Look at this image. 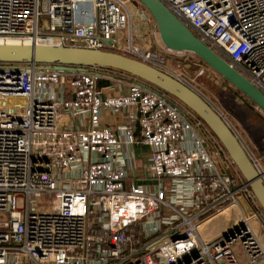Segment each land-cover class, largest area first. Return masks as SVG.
<instances>
[{
	"label": "built area",
	"instance_id": "1",
	"mask_svg": "<svg viewBox=\"0 0 264 264\" xmlns=\"http://www.w3.org/2000/svg\"><path fill=\"white\" fill-rule=\"evenodd\" d=\"M159 1L264 93V0ZM152 39L133 42L121 0H0V42L111 49L191 86ZM105 110L124 122L103 125ZM133 145L148 150L145 182ZM251 196L214 134L158 87L106 66L0 61V264H264Z\"/></svg>",
	"mask_w": 264,
	"mask_h": 264
},
{
	"label": "water",
	"instance_id": "2",
	"mask_svg": "<svg viewBox=\"0 0 264 264\" xmlns=\"http://www.w3.org/2000/svg\"><path fill=\"white\" fill-rule=\"evenodd\" d=\"M155 22L160 41L177 52H190L229 85L264 112V93L203 43L159 0H136ZM108 45L111 44L107 40ZM0 61L52 64L56 69L106 66L125 71L163 90L193 114L214 134L232 159L251 193L264 211V171L224 116L197 90L139 59L111 49L63 46L56 43L0 42ZM138 126L136 128V132Z\"/></svg>",
	"mask_w": 264,
	"mask_h": 264
},
{
	"label": "rangeland",
	"instance_id": "3",
	"mask_svg": "<svg viewBox=\"0 0 264 264\" xmlns=\"http://www.w3.org/2000/svg\"><path fill=\"white\" fill-rule=\"evenodd\" d=\"M121 1L124 2L130 12L131 34L133 39L136 40L137 35L141 37L143 36L144 38H147L146 42L138 45L148 47V44H150L151 46H154L152 43L153 39L151 37V32L152 36L153 33L157 34V28L150 14L143 5L136 0ZM128 34L129 28L127 26V29L120 30L117 36L128 37ZM121 40L123 39L121 38ZM166 62L171 69L181 73L182 76L187 79L191 87L202 94L224 116L231 127L240 134L243 141L249 140L250 135L248 136L246 132H251L249 126L245 125L246 122L252 124L250 121L244 119L246 117V112L249 113L252 118L254 117L256 122L264 121L262 111L258 110L251 101L238 92L234 87L229 85V83L193 53L177 52L169 54ZM186 115L191 120V116L188 113H186ZM115 116L116 115L110 114L109 121L114 120ZM252 118L250 120H252ZM252 125L255 124L253 123ZM261 170L264 171L263 168ZM40 198L44 201H48L44 204L45 206L50 208L53 207L54 200L49 198L47 194L43 193ZM38 205L43 206V204L39 202ZM261 223V219L257 216L250 219V224L254 231L259 235L262 234V238L259 240L264 246V227ZM235 247L239 251V245L236 244Z\"/></svg>",
	"mask_w": 264,
	"mask_h": 264
},
{
	"label": "crops",
	"instance_id": "4",
	"mask_svg": "<svg viewBox=\"0 0 264 264\" xmlns=\"http://www.w3.org/2000/svg\"><path fill=\"white\" fill-rule=\"evenodd\" d=\"M151 37H152V32H151ZM147 38H144L143 36L137 35V39H133V42L135 44H143L145 43ZM151 40V38H150ZM149 40V41H150ZM149 45V44H148ZM109 94H116L115 91H111ZM251 110V109H249ZM110 114L116 115L114 117V120L109 121ZM255 115V114H254ZM67 123H72L76 125V121L74 119H69L67 116H65ZM256 117V116H255ZM252 117L250 116L249 113L246 112V117L244 118L246 121H250L252 124L254 123L255 125L250 124L249 122H246L245 125L249 126L251 132H246L247 135L249 136V140L243 141L241 138L240 134L235 130L237 135L239 136L240 140L242 143L245 145L247 151L249 154L254 157L257 161L261 169H264V121H259L256 122L254 120V117L252 120H250ZM70 120V121H69ZM124 122V113L123 111H120L119 113H109V111H104V114L102 116V124L115 127L117 124L123 123ZM128 151V150H126ZM131 152L132 156H130V161L133 164V169L130 171V174L132 177H138L140 180L145 182V175H146V170L144 168V164L146 165V161L148 158V150L145 147L138 146V145H133L130 147L128 153ZM58 172L62 174L63 177H65V180L73 177V170L67 167H63L58 169ZM56 174V173H55ZM264 234V233H263ZM262 235V234H261Z\"/></svg>",
	"mask_w": 264,
	"mask_h": 264
},
{
	"label": "bare ground",
	"instance_id": "5",
	"mask_svg": "<svg viewBox=\"0 0 264 264\" xmlns=\"http://www.w3.org/2000/svg\"><path fill=\"white\" fill-rule=\"evenodd\" d=\"M136 59V58H135ZM146 63V62H145ZM146 170V169H145ZM252 198H253V201H251V202H249L248 201V211H247V208L243 205V208H244V215H246L248 218H249V220H248V223H247V226L249 227V229L250 230H252L253 232H254V234L256 235V237H257V239L259 240V239H261L262 237H261V235H259L258 233H256V231H254V229H253V227L251 226V224H250V219L252 218V217H254V216H257V217H259L260 219H261V221L264 223V211L262 210V208L260 207V205L258 204V202H257V200L255 199V197L254 196H251ZM246 200H248V199H246ZM256 201V202H255ZM258 204V205H257ZM261 208V210L263 211V213H262V211L260 210V208ZM240 207V206H239ZM240 209H241V207H240ZM237 212H239V213H242V209L240 210V211H237ZM249 212V213H248Z\"/></svg>",
	"mask_w": 264,
	"mask_h": 264
}]
</instances>
